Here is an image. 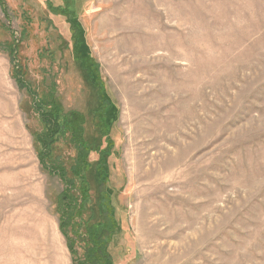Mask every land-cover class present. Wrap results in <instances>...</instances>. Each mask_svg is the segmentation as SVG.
Wrapping results in <instances>:
<instances>
[{
	"label": "rangeland",
	"instance_id": "rangeland-1",
	"mask_svg": "<svg viewBox=\"0 0 264 264\" xmlns=\"http://www.w3.org/2000/svg\"><path fill=\"white\" fill-rule=\"evenodd\" d=\"M0 1V264H73L14 73L86 114L82 47L119 108V264H264V0Z\"/></svg>",
	"mask_w": 264,
	"mask_h": 264
},
{
	"label": "trees",
	"instance_id": "trees-1",
	"mask_svg": "<svg viewBox=\"0 0 264 264\" xmlns=\"http://www.w3.org/2000/svg\"><path fill=\"white\" fill-rule=\"evenodd\" d=\"M72 59L93 98L86 114L59 107L54 86L46 92L34 90L21 64L14 75L18 74V85L31 96L42 125L35 136L40 165L63 185L56 197V211L73 264H119L123 258L113 249V237L121 224L110 187V160L119 154L120 136L115 131L119 108L107 92L101 67L87 50L76 48ZM60 142L69 144L72 154L57 156ZM92 155L97 156L95 161Z\"/></svg>",
	"mask_w": 264,
	"mask_h": 264
}]
</instances>
